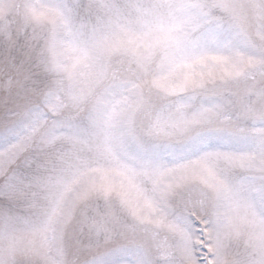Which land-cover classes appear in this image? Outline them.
Here are the masks:
<instances>
[{
	"label": "snow or ice",
	"instance_id": "snow-or-ice-1",
	"mask_svg": "<svg viewBox=\"0 0 264 264\" xmlns=\"http://www.w3.org/2000/svg\"><path fill=\"white\" fill-rule=\"evenodd\" d=\"M0 264H264V0H0Z\"/></svg>",
	"mask_w": 264,
	"mask_h": 264
}]
</instances>
